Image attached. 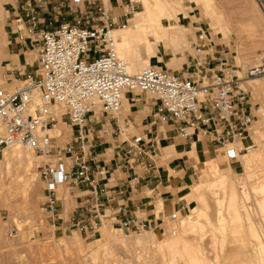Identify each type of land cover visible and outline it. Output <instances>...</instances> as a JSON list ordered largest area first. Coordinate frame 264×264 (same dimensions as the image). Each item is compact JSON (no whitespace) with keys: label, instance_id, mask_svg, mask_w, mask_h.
<instances>
[{"label":"built area","instance_id":"2783aa9c","mask_svg":"<svg viewBox=\"0 0 264 264\" xmlns=\"http://www.w3.org/2000/svg\"><path fill=\"white\" fill-rule=\"evenodd\" d=\"M254 1L264 17V0ZM70 3L74 7L69 9L74 12L72 24L46 30L41 26L57 23L44 22L39 16L46 0H21L17 6L24 29L22 40L36 58L32 73L18 74L25 76L22 87L13 91L0 87V152L20 145L43 159L39 176L45 200L41 211L61 215L66 191L75 201L73 211L62 222L63 231L91 235L102 225L103 216L120 232L151 230L154 221L139 217L137 213L144 214L140 210H126L119 203L121 192L106 185L110 173L97 161L91 142L97 133L95 121L113 123L119 129L122 97L138 91L151 95L157 103L155 118L173 128L178 138H205L219 149L238 145L255 120L247 91L239 83L255 78L264 81V58L239 74L220 52L206 46L202 33H196L190 42L193 57L186 75L155 67L130 75L114 52L110 31L116 22L111 10L101 0ZM55 108L62 111L60 120L70 131L63 143L58 140L61 136L50 134L58 121ZM121 147H126L122 156L126 167L154 168L152 152L141 137H131L111 149ZM235 159L234 155L228 157ZM167 220L176 222L177 214L170 213Z\"/></svg>","mask_w":264,"mask_h":264},{"label":"bare ground","instance_id":"6f19581e","mask_svg":"<svg viewBox=\"0 0 264 264\" xmlns=\"http://www.w3.org/2000/svg\"><path fill=\"white\" fill-rule=\"evenodd\" d=\"M130 1L132 6H124L122 8V14H129L135 9V7H138L139 10L134 13L131 19H129L128 25L110 31L114 40V52L120 60L125 62L126 72L130 75H135L147 67L157 68L156 65L150 62V56L154 55L158 61H160L161 56L165 55L167 50L173 49L176 51L177 49L181 50L183 47L182 45L188 46L185 41V33L188 31L189 27L184 20L189 17L193 19V14L200 15L203 25L211 27L214 35L222 36L226 43L229 44L235 40L232 38V35L226 36L225 29L227 25L222 21V12L216 8L212 0ZM248 1L251 10L255 15L253 17H248L247 20L250 23L251 32L255 35L258 33L259 36V32H261L259 27L261 25V27H264V20H262V14L257 10L254 1ZM106 4L107 6L112 7L116 2L115 0H108ZM11 8V3H7V1L5 3H0V53L8 45V37L3 29L4 19L1 20V15H6L7 11ZM197 8L201 10L200 14L196 13L197 11L195 10ZM170 21H174V23L170 24ZM263 33L264 32H262V34ZM263 35L260 34V37ZM258 43L262 48L258 49L257 46L251 47V55L257 58L258 54H260V58H262L264 57V36L260 40L258 39ZM155 47L156 50L154 49ZM13 62L17 65L15 59ZM139 68L142 69L134 73V71ZM248 83L254 88L255 92L264 95V85L260 86L256 80H251ZM1 86L2 85H0V87ZM8 87H10L11 90L13 85L9 86L8 84L7 88ZM17 88L20 87H16L13 90ZM130 93H138V91H132ZM201 95V91H199L198 96ZM125 97L126 95L122 97V103ZM36 101L37 104L40 105V100L38 98ZM122 107L123 104L121 105V108ZM56 111L58 114V121L51 129L50 134L59 138L62 136L60 130V127L63 125V122L60 120V114L62 111L59 108H55V112ZM258 111L261 118L254 121L251 129L248 131V138L257 144L260 141H264V111L260 107H258ZM120 113L121 111H119V114ZM95 122H97V120ZM195 143L197 148L196 151L199 152V156L194 157L193 161L195 165L198 163L204 167L206 166L207 171L204 173L206 179L203 183L202 191L199 190L195 184H192L191 186L189 185L187 188L186 192L190 194L192 201H190L186 208H184V215H182L181 212H178L176 208L173 209V211L180 214V220L178 222L168 221L171 224H164L154 230L151 228L152 232H146V234L143 235L125 236L119 235V230L117 229L108 228V218L102 217L103 223L101 227L97 229L95 236L96 244L94 246L92 243L89 244L92 245L90 246L92 248L91 250H88V252L90 251V255L88 256H90L89 259L92 260V262L96 257H101V251L102 255H111L112 250L109 251V248H111L110 246L112 244L117 243V245L124 246L126 250V246L129 245H135V248L137 246L139 248V246L146 247V245H148L147 248H152V255L151 259L148 258L150 260L149 262L145 261L147 264H255V262L256 264H264L263 235L260 236L261 234H259V232L253 227L251 217L248 213L249 209H243L242 207L244 206L241 202L239 204L237 200L233 182L228 174V172L231 171L230 167L228 166L224 171L220 170L218 163L213 157H210L207 153H203L199 150V142L197 139L195 140ZM261 145L262 144L258 145L257 149H255L254 146H248L245 150L246 153L241 155L238 153L239 149H227L225 151V157L227 159L229 155L237 157L241 162V171L245 175L244 177L251 181L254 179L257 180V183L255 184H248V194L246 190H244L242 200L243 202L248 200L249 195L254 197L256 201L255 207L259 210L264 228V150L259 148ZM24 149L20 145H13L5 148L2 152V161L0 165V193L4 187L8 190L16 191V194L23 196L22 202H26L29 198L32 199L37 176L33 170L35 164L30 154L31 152ZM257 165L259 166L260 173L253 172V169L258 167ZM239 185H242V182ZM247 187H245V189H247ZM66 192L71 198L69 192ZM66 192L63 193V196ZM217 194H221V196H216ZM183 197L188 198L186 195ZM211 198L215 202L214 205H216L214 219L209 213L210 208L208 205V199ZM2 200L3 199L0 198V202H2ZM16 204H18V202ZM196 209H198L196 212L197 217L193 220L192 217ZM167 210L168 209L164 208V213H166ZM244 220L247 224H245V227L243 225ZM51 227L53 228V226ZM227 235H229V237H227ZM226 239L230 240L226 241ZM250 241L253 242V245L251 246L252 248L249 246ZM67 242H69L68 239ZM110 242L113 243L111 244ZM78 243L79 241L77 240L70 242L72 246H77L79 245ZM109 243L110 246L107 247ZM66 244L64 238L61 237L58 240L50 238L49 241L47 240L42 244L38 243L36 245H41L38 250H40L42 255L49 256L53 254V248L58 251V249H61ZM83 248L80 249V251L78 249V252H81V250H85L88 247ZM147 248H142V250L144 252H149V250L147 251ZM71 252H73V250ZM99 261H101L100 264H102V262L104 264L108 259L106 260V258H103V261L102 259Z\"/></svg>","mask_w":264,"mask_h":264},{"label":"rangeland","instance_id":"374dc122","mask_svg":"<svg viewBox=\"0 0 264 264\" xmlns=\"http://www.w3.org/2000/svg\"><path fill=\"white\" fill-rule=\"evenodd\" d=\"M6 1L7 3L12 4V8L7 11L6 15H1V18H2L1 20L4 19L3 29L8 37V40H7L8 45L0 53V57H1L0 58V63H1L0 65L1 66L0 85H2L1 87L3 89L7 91H12L16 87L23 86V81L25 79V76L23 75L19 76L18 75L19 73L21 74L24 73V75H27L33 72L34 66H35L33 61L35 60L36 55L27 42H26L27 45L23 46L22 40L17 39L18 34H20V37H21L22 33L18 32L17 30L23 29L22 24L20 22L12 23L13 20H18V19H14L12 17L11 12H13L14 14L16 13L15 11L17 9V6L20 4L21 0H0V3L1 2L5 3ZM101 1L104 4L106 9L111 8L110 9L111 17L116 22L115 24L112 25L111 29H116L121 26L128 25L129 19H131L134 13L139 10L138 7H135V9L131 11L129 14L123 15L122 8L124 6L126 7L129 5L132 6L130 0H115L116 4H114L112 7L107 6L106 2L108 0H101ZM57 2L61 6L63 4L65 6L63 8H61L60 6L61 15L58 17V22L56 23V25H59L61 23H66V22H69L70 24H72V18L74 17V12L70 14L71 15L70 21H67L65 18V16L68 13L67 12L68 10L67 6L69 3L68 0H58ZM212 2L216 6V8L222 12V16H223L222 21H224L226 24L224 22L223 23L228 26V27L226 26V29H225L226 36L232 35L233 36L232 38L235 39L233 42L228 44L225 42L222 36L214 35L213 29L211 27L207 25H203L200 15L193 14L192 15L193 19L189 17L188 19L184 20L188 24V27H189L188 31H186L185 33V41L187 42L188 46L182 45L183 47L181 48V50L177 49L176 51H174L173 49L167 50L166 54L161 56L160 61H158V59L154 55L150 56L149 58L150 62L156 65L157 68L164 69L170 73L183 75V76L186 75L190 67L191 59L193 57V51L191 49L190 42L194 40V35L196 33H202L203 37L206 38V41H205L206 46L210 47L211 49L215 48L216 51L220 52L223 55V57H225L228 60L229 64L234 65L239 70V74L242 73L247 67H252V66L259 64L261 59L264 57L260 58V54H258L257 58L253 57L251 55V49H252L251 47L257 46L258 49L262 48L261 45L258 43V39L260 40L261 38H263L264 33L262 34V32H264V27H261L262 25L259 27V30L261 29L260 30L261 32H259V36H258V33H256L255 35L254 33L251 32L250 23L247 20V18L253 17L255 13L251 10L249 1L248 0H212ZM254 3L259 13H261L255 1ZM195 11H197L196 13H199V14L201 13V10L199 8H197ZM261 17H262V20H264L263 15H261ZM173 23L174 21L173 22L170 21V24H173ZM260 34L263 36L260 37ZM16 44L18 45L20 44V46L18 47V54H20V56H24V62H26L25 64L23 63V64H20L19 66H17L13 62V56L11 57V52L15 54L17 53V51L13 50V47H15ZM154 49L156 50V47ZM240 61L242 64L240 63ZM140 69L142 68L136 69L134 73H136ZM251 80H256V82L260 86L264 85V81L258 78H255V79H245V80L240 81L239 83L241 88L247 91V104L252 109L253 115L255 117L254 121H257L261 118L260 113L258 111V107H260L264 111V95H261L260 93L255 92L254 88L250 85V83H248ZM8 84L9 86L13 85L11 90H10V87L7 88ZM146 96H147V100L151 98V95L149 94H147ZM141 97L144 98L145 96L142 94H138V93H132V94L129 93L126 95V99H128L129 101L139 100V98ZM122 104H123V107L117 119V125L119 126V134H120V135L117 134V136H119L118 139L120 142L125 141L129 135L141 137L142 139L149 137L150 132H151L149 131L150 125L151 123L154 122L158 127L161 125L162 127L161 130L166 135V137H173L175 139L176 144H177L176 139L180 142V144H184V146L181 147L179 153H182L185 151L195 152L194 148L188 149L187 145L191 142H194L196 139L190 140V139L178 138L174 129L169 128L166 125V123L162 121L161 118L156 117V119L154 120L151 116L150 109L147 106L142 107L143 103L137 104L139 107L137 110V114H130L133 117V119H130V122L133 121V124L128 123L127 125H125V121L123 120L125 116L128 114L123 112V108L126 105V103L123 101ZM144 118H147L148 124H145L146 122H144L143 120ZM97 127L100 128L99 125H97ZM154 128H155V125L151 127V129H154ZM106 129L108 133H110L111 128L108 124L106 125ZM121 129L123 132H125V136L120 133ZM60 130L62 132V136L58 140L59 142L63 143L65 141L64 139L66 135L70 131L64 124L60 127ZM248 136L249 134L247 131L245 135L243 136L242 140L240 141V143L238 145H235L236 148L235 146H228L224 149H219V147L214 144L211 148V146L208 144L205 138H202V139L199 138L198 140H200L203 143V145H205V147L207 146V150H208V153L210 154V157H213L215 159V161L218 163V167L220 170L224 171L227 169L228 166L230 167L231 171H229L228 174L231 177L230 179L233 182L237 200L239 204L241 202V204L244 206L242 207L243 209L244 208L249 209L248 213L251 217L252 225L257 230V232L261 234L260 236L263 235L262 237L264 239V228H263V224L261 220V215L259 213V210L255 207L256 201L254 197H251L249 195L248 200L244 202L242 200L244 190H246L248 194V189H249L248 184H255L257 183V180L254 179L251 181L244 177L245 175L241 171V162L240 160H238L237 157H235L236 159L233 161H230L225 157V151L227 149H232V150L239 149L238 153L241 155V154L246 153V151L244 150L245 147L247 148L248 146H251L252 144H254L255 149L258 148V145L262 144L261 147L259 148H262V150H264V141L262 142L260 141L259 142L260 144L259 143L257 144L253 140H250ZM3 150H5V148L2 149V151L0 152V165L2 161L1 158H2ZM240 150L242 151L239 152ZM30 154L35 164L33 170L37 175L36 182L34 184L35 191L33 192L34 195L32 196V199L29 198V200H27L26 202H22L23 196L21 195L19 196V194L15 193L16 191L8 190L6 187H4V189H2L0 193V198L3 199L2 202H0V264H37L38 262H39L38 264H43V263L44 264H100L101 261L99 260L102 259L103 261V258H106V260L108 259V261L104 262V264H147L145 261L147 262L150 261L149 259H151L152 248H147L148 245H146V247L139 246V248L137 245H136L137 246L136 248H135V245H129V246H126L127 247V250H126L124 246H120L119 244L117 245V243L115 242H114L115 244H112L113 242H110L112 245L110 246V243H109L107 247L108 246L111 247L109 248L110 249L109 251L112 250L111 252L113 256L112 254L108 256L102 255V251H101L100 252L101 257L100 256L96 257L95 260H93L92 262V260L89 259L90 256L88 255H90L89 253L90 251L88 252V250H91L92 248L90 247L92 245H89V244L92 243L93 246L96 244L95 236H96L97 230L93 234L88 235V236H85V235L79 236L77 233H74L72 231H63L62 222L70 215V213L73 211V208H74L72 199L68 196L67 192L63 196L62 215H59L58 217L51 216L41 211V204L45 200V192L43 189V184L41 183L40 178H39V171H40V168L43 166L44 162L42 161L41 158L37 157V155H34L32 153ZM110 156L111 154L108 153L106 156L102 157V159L105 161H109L108 159H110ZM152 157L156 160L157 165L160 167L161 166L165 167L166 164H170L172 161H174L173 160L174 158H168V157L162 156L157 150V148H154V153L152 154ZM184 164H185L186 169L188 168L191 169L192 173L191 174L189 173V174L192 178L193 184H195L196 187L202 191L203 183L206 179L204 175V173L207 171L206 166L204 167L203 165H200L198 163L195 165L192 159H190V161H185ZM259 170L260 169L258 166L255 169H253V172L260 173ZM172 175L175 178V180H178L182 176V175L176 176L174 174ZM241 182H242V185H239L241 184ZM186 184H187V181L185 185L182 183H179L178 186L184 187L186 186ZM245 187H247V189H245ZM176 191L177 190L175 188H172L170 190V192L173 195H175ZM182 195H186L188 198L183 197V200L178 202L177 208L179 210L181 209L180 211L182 215H184L185 213L184 208H186V206L192 200H191L190 194L186 192L185 188L179 190L176 197L181 198ZM216 196H221V194H217ZM155 201H156V198L153 200V202H151L152 205L154 204ZM17 202L18 204H16ZM214 204L215 202L213 201L212 198L208 199V205L210 208L209 213L211 214L212 218L215 215L216 205ZM197 211L198 209L195 210V213L192 217L193 220H195L197 217V213H196ZM170 213L177 214L178 220L176 222L180 220V214L176 211L170 210L166 213H160L158 214V220H157L155 228H158V226H162L164 224L165 225L171 224L167 220V216ZM137 215H139V217L141 218H148V219L151 217L154 218L153 212H151L152 216L150 215L149 217L145 213L144 214L137 213ZM56 224L59 225V228H57ZM245 224H246V221L244 220V223H243L244 227H245ZM50 225L53 226L54 229ZM107 225H109L108 219H107ZM108 228L114 229L110 225L108 226ZM152 230L142 231V232L135 233V234L133 233L128 234V233L120 232V231L118 233L119 235H125V236H138V235L146 234V232H152ZM61 237L64 238L67 244L61 249H58V251L57 249L53 248V254L49 256H45L40 253V250H38L39 246L41 245L38 246L36 244L38 243L42 244L46 242L47 240L49 241L50 238L54 240H58ZM227 237H229V235H227ZM67 239L69 242H67ZM74 240L79 241L78 244L80 246L79 245L72 246L70 242ZM228 240L230 239H226V241ZM252 243L253 242L251 241L249 242L250 247L253 245ZM82 246L84 248L86 247L88 248H86L85 250H81L82 253L78 252V249L80 251V249L83 248ZM142 248H147V251L149 250V252H146V251L144 252ZM31 249H32V252H31ZM72 250L73 252H71Z\"/></svg>","mask_w":264,"mask_h":264},{"label":"crops","instance_id":"0c3cea01","mask_svg":"<svg viewBox=\"0 0 264 264\" xmlns=\"http://www.w3.org/2000/svg\"><path fill=\"white\" fill-rule=\"evenodd\" d=\"M58 0H46V5H42V9L40 11V18L44 20V22H49L51 20H56L58 22V17L61 15L60 11V4L57 2ZM68 10L67 15L65 16L67 21H70L71 19V12L69 9H73L74 7L70 3V0H68ZM12 6V4H11ZM65 5L63 4L61 8H63ZM16 13H12V17L14 19L12 23L22 22L19 19V12L15 11ZM23 26V25H22ZM56 23L53 24L51 27H47L45 25L41 26L42 30H46L47 28H54L56 27ZM117 29V28H116ZM18 32H21L17 35L18 40H22V37L24 36V29L17 30ZM23 46H26L27 44L22 40ZM20 44H16L15 47H13V50L17 51V53L11 52V57L13 56V60L17 61V66L20 64H25L24 62V56H20L18 54V47ZM22 46V45H21ZM22 46V47H23ZM18 56V57H17ZM24 72V71H23ZM21 83V82H19ZM144 95V94H142ZM139 98V100H131L129 101L126 99V97L123 99V101L126 103V105L123 108V112H125L126 115L124 120L125 125L130 122V119H133V117L130 114H137L138 105L139 103H143L142 107L147 106L150 109V113L152 118L155 120V112L157 109V103L153 100L151 97L149 100H147V96ZM122 109V108H121ZM121 111V110H120ZM120 115V114H119ZM145 124H148L147 118L143 119ZM147 120V121H146ZM99 121L95 122V131L97 133H94L92 137V145L95 149V153L97 154V161L100 163L101 166H103L105 169H107L110 173L108 183L106 184L109 187L115 188L116 191L121 192V196L119 197V203L124 205L126 210L133 212L140 210L141 212H144L149 217L151 215V212L154 214V218H149V220L154 221L155 226L158 220V214L164 213L163 209L166 208L168 211L173 210L176 208L178 212H181L177 208V204L179 201L183 200V196L181 198H177L178 191L181 189H186L193 184L192 178L190 176L191 169L185 168V161H190L194 157L199 156V152L196 151V143L191 142L187 145L188 149L194 148L195 152L191 151H185L182 153L180 152V149L184 144H180V142L176 139L177 144L175 143V139L173 137H166V135L161 130V125L158 127L154 122L150 125V135L147 138H143L145 145L148 147L147 150L154 153V148H157L159 153L162 156L168 157V158H174L170 164H166V166H158L155 159H153L154 162V168L150 169L149 171H143L139 168H135L134 166H130V168L125 166L126 161L123 159V150L126 147H121L120 150H112L111 146H115L120 143L117 134H119V129H117L116 125L113 123H107L111 131L108 133L106 129V125H103L101 123H98ZM97 125L100 126V128L97 127ZM155 125L154 129H151V127ZM169 128H171L168 124H166ZM118 126V125H117ZM119 127V126H118ZM122 132V133H121ZM121 134L125 136V133L120 131ZM134 137L128 136L125 141L126 142L129 138ZM199 139L198 137H193L190 140ZM208 144L213 146V144L206 140ZM199 142V150L203 153H208L207 146L203 145V143L198 140ZM108 153L111 154L109 161H105L102 159V157L106 156ZM177 155V156H176ZM109 156V155H108ZM194 162V161H193ZM123 167V168H122ZM190 173V174H189ZM179 176L182 175L181 178L178 180H175L173 175ZM187 181L186 186H178L179 183H182L185 185ZM172 188H175L177 191L175 192V195H173L170 190ZM176 197V198H175ZM156 198V201L152 205L151 202ZM72 199V198H71ZM177 199V200H176ZM73 205L75 201L72 199ZM162 209V210H161ZM152 216V215H151ZM107 217V216H103ZM148 219V218H147ZM57 225V228H59V225ZM155 226L152 229H155ZM163 226V225H162ZM160 227V226H158Z\"/></svg>","mask_w":264,"mask_h":264}]
</instances>
